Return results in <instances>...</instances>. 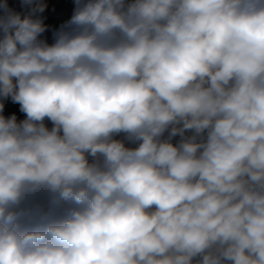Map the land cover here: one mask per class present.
Masks as SVG:
<instances>
[{
    "label": "clouds",
    "instance_id": "clouds-1",
    "mask_svg": "<svg viewBox=\"0 0 264 264\" xmlns=\"http://www.w3.org/2000/svg\"><path fill=\"white\" fill-rule=\"evenodd\" d=\"M72 4L0 0V264H264V0Z\"/></svg>",
    "mask_w": 264,
    "mask_h": 264
},
{
    "label": "rangeland",
    "instance_id": "rangeland-1",
    "mask_svg": "<svg viewBox=\"0 0 264 264\" xmlns=\"http://www.w3.org/2000/svg\"><path fill=\"white\" fill-rule=\"evenodd\" d=\"M52 3L56 6L57 16L49 19L47 23L58 25L70 17L73 7L72 0H50V5Z\"/></svg>",
    "mask_w": 264,
    "mask_h": 264
},
{
    "label": "trees",
    "instance_id": "trees-1",
    "mask_svg": "<svg viewBox=\"0 0 264 264\" xmlns=\"http://www.w3.org/2000/svg\"><path fill=\"white\" fill-rule=\"evenodd\" d=\"M10 2H12V0H10ZM46 15L48 16V20L46 22H48L49 19L55 18L57 16L56 12L55 13H52L51 11H49L48 13H46ZM45 35L49 39L51 38V34L50 33H46ZM12 112H16L18 114V116H20V118H22V114L19 113V106L18 105H14L11 102H8L6 104V113L7 114H11Z\"/></svg>",
    "mask_w": 264,
    "mask_h": 264
}]
</instances>
